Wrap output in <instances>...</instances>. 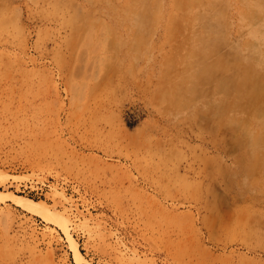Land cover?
<instances>
[{"label":"rangeland","instance_id":"374dc122","mask_svg":"<svg viewBox=\"0 0 264 264\" xmlns=\"http://www.w3.org/2000/svg\"><path fill=\"white\" fill-rule=\"evenodd\" d=\"M57 1L0 0V195L66 220L84 264H264V52L229 96L235 125L218 131L196 98L185 109L158 93L176 62L165 19L138 32L111 12L126 0H72L82 27ZM250 3L254 16L241 0L214 23L218 55L262 40L264 0ZM70 242L0 203V264H74Z\"/></svg>","mask_w":264,"mask_h":264},{"label":"bare ground","instance_id":"6f19581e","mask_svg":"<svg viewBox=\"0 0 264 264\" xmlns=\"http://www.w3.org/2000/svg\"><path fill=\"white\" fill-rule=\"evenodd\" d=\"M60 1H62V0H60ZM63 1H65V0H63ZM71 1L72 0L68 1L69 3H68L67 7L75 6L74 4L70 3ZM236 1H241V0H169L170 9L166 13H164L162 0L161 1L160 0H126L125 6L123 7L122 11H120V12L116 11V10H114V8L111 10V12H113L114 14H118V15L123 16V23H125V24L129 23L131 26L133 25V28L135 30H137L138 32L143 28V26H145V29L148 26H149L148 28L153 27V29H154V26L156 24L161 23V22H159L161 19H165V31H166V34L171 38V41H172L171 45L174 49L173 50L174 52L171 50V48H169V50H171L175 54L172 56L173 53H171L169 51L171 54L170 57L171 58L174 57V60L176 62L170 61V62H172V63H170L169 60L167 61V59H166V58H170V57H168L169 55L168 56L165 55V57L167 56L166 58L163 56V58L166 59L165 61L167 63L164 61V59H163L162 63L165 62L164 65H166V67L168 66V68L165 67L166 72L163 71L164 72L163 75H162V71H161L160 77H161V75H162V77L164 76L163 79H164V83H165V81L167 80V76L165 75V73H168V70H169V72L171 70H174L173 67L171 68L170 65H172V66L175 65L176 68H179V66H176V64L183 67V69H181V70L183 71V73L185 75L184 76L181 75L180 76L181 78L179 79V81L177 80L178 82L174 81L175 83L174 82L172 83L173 79L175 78V73H176V77H178L177 75H178V73H180L178 70H180V68L177 69L178 72H176L175 70H174L175 72L173 71L174 75L171 74V72H170L169 78L171 77V75H172V77L170 78V80L168 78V80L171 81L169 83H172L173 85H175L174 89L172 88V85L170 86V84H169V86H168V83L164 84L162 82L163 79H160V81L158 80V83L160 82V83H162V85L160 88L159 87L160 83H159L158 88H160L162 91H160V89H159L158 93H160V95L162 97L161 99H164V100L166 97L168 98L171 95H173L174 97L173 96H171V97H173L174 100H175V98H177V100L179 101L178 103H176V101H175L176 105L178 107L181 106L185 109H186L187 105H189V103L193 102V99L195 100V98H196L200 103L199 104L200 107L205 109L203 112H205V111L210 112L209 114H211L213 116V118H215L213 120L211 118V120L213 122L215 121L216 124L219 126L218 131H219V129H223V128L229 129L228 126L233 127L235 125V121L233 119H231V116H230L231 107H229V96L231 95L233 87H236L237 84L240 82V77H242L241 69L244 67V65H247L249 63L250 64H257L258 59L260 58L261 54L264 52V36H262V40L260 42L256 43V42H254L253 33L248 34L249 40L244 42L243 48L241 50L242 52H239L238 50H236L234 52L230 51L232 53L229 55H223L225 53L220 52L221 51L220 50L219 53H223V54L218 55L217 45H219V43H217L216 48L213 47V43L215 44V42H216V41L214 42L215 37H217L216 39L218 42L219 41L218 38L221 37L223 33L226 34V31L225 32L222 31V34H220V32H219V34H218L217 33L218 30L216 29V26L214 25V23H218V22L220 23V21L223 19V17H226L225 15L228 14L225 12L227 10V8L230 7V4L232 2L235 3ZM66 2H67V0L65 1V4H67ZM244 2L246 4L244 13L248 14L249 16H251V14H252V16H254V14L256 12L255 11L256 7L254 5H253V7L251 6L250 0H244ZM56 5H58V4L56 3ZM56 5H54V6H56ZM76 6H77V3H76ZM75 7L74 8L72 7V9H74V11L75 10L77 11V7L76 8ZM57 8H58V6H57ZM263 10H264V8H263ZM76 11L74 14L71 10V13H73L75 16ZM78 11H81V10H78ZM83 12H84V10H83ZM77 13H79V12H77ZM80 13H82V11ZM73 14L70 15V18L73 20V22L77 23V21H75V19L78 18V19H76V20H79L78 25L81 24V21H80L81 18L79 19L81 14H77L76 17H74L75 19H73V17H72ZM87 17H88L87 18L88 20L86 19L85 21H89V25H90L91 21H93V18L91 20V19H89L90 16H87ZM70 18L68 17V20ZM72 20H71V22H72ZM98 21H99V19H98ZM74 23H73V25H71V27L77 26ZM86 23L87 22H85V24ZM96 23L94 24L95 27H96V25L98 26V24H96ZM82 24L80 26H82ZM226 24L228 25V23H226ZM213 25H214V27H213ZM77 27H76V29L81 28V27H78V28ZM225 27H227V26H225ZM87 28L88 27H86L85 30ZM74 29H75V27H74ZM79 31H81V29ZM219 31H221V30H219ZM76 32H78V31L76 30ZM133 34H134V31H133ZM217 34L219 35V37L217 36ZM109 35H111V34H109ZM137 36H135V37L138 38ZM135 37H134V39H135ZM141 37L143 38V36H141ZM170 38H168V43L170 41L169 40ZM227 38L226 39L223 38L224 40H226L225 43H227ZM138 39L135 40V42L136 41L139 42ZM114 44H116V43H114ZM141 44H143L142 41L140 42V45ZM228 44H229V42H228ZM171 45L169 44L170 47H171ZM220 45H221V41H220ZM114 46L116 47V45H114ZM139 46H137V47L140 49L141 47H139ZM221 46H224V45H221ZM214 48L216 50H214V52H213L212 50ZM221 49H224V48L221 47ZM224 51H226V50H224ZM228 52H226V53L228 54ZM212 53H214V56L216 53L219 57L217 56V57L213 58ZM222 55H223V57L225 56L226 58L225 57L222 58L221 57ZM110 61H111V57H110ZM113 62L114 61L112 60L111 63L113 64ZM164 65H162V67ZM249 70H250V68H249ZM251 74L253 75V73H250V75ZM246 75H249V74H246ZM252 77H254V75ZM252 77H251V81L254 80V78L252 80ZM243 81L244 80H242V82ZM251 81H250V83H251ZM262 82L260 81L257 84H260ZM199 84L208 85V87H210V88H208V87L206 88L207 90H205V91L207 93L206 92L203 93V91L198 90V88L196 86L197 85L199 86ZM253 84L250 86L254 87ZM163 85H165L166 87H164ZM240 85H242V84L240 83ZM162 86L164 88H167V89H162L163 88ZM260 86H261V84H260ZM262 87H260L261 89L256 88L257 90L258 89L260 90L259 91L260 94L264 90ZM158 88L156 89L157 91H158ZM169 88H171L172 91L174 90L173 92L171 91L173 94L170 93V90H168ZM203 89H204V86H203ZM165 90L166 91L168 90L170 96L167 95ZM238 90H239V88H238ZM245 90H244V92H245ZM252 91H253V89H252ZM239 92H242V91H239ZM158 93H156V91H155V94L158 95ZM162 93L163 94L165 93L166 96L163 95ZM245 93H247V92H245ZM249 93L250 92H248V94ZM254 93H257V92H253L252 94L254 95ZM171 97L168 100L173 103L174 100L172 101ZM234 97H235V94H234ZM237 97H235V98H237ZM167 98H166V100H167ZM239 100H241V99H239ZM261 100H263V99H261ZM171 102H170V104H171ZM251 103H252L251 105H253V102H251ZM255 104L257 105L258 103H255ZM171 105H174V103ZM244 108H246V107H244ZM174 109H175V106H174ZM250 109H252V108H250ZM261 109L264 110V102H263V107H261L260 110ZM168 110H169V108H168ZM180 110H182V108ZM196 110L197 109H195V111ZM198 110H199V107H198ZM196 112H198V111H196ZM199 114H200V112H199ZM202 115H204V114H202ZM236 120L238 121L239 119H236ZM231 127H230V129H231ZM238 129H240V128H238ZM242 131L244 132V129ZM205 132H206V130H205ZM261 141H263V139H261ZM214 142H215V140H214ZM220 173H221V171H220ZM223 175H225V174H223ZM253 179H255V178H253ZM221 180H222V178H221ZM6 201L12 203L13 205L20 208L21 210H23L24 212H26L28 214H31V215H34V216L41 218L45 222L55 224L60 229V231L69 239V241H71L70 242L71 243L70 244V251L72 252V258H73L74 264H84L82 255L80 254V252L77 248V245L72 242V238L69 234V227L67 224L68 222L66 220H64L61 217H58L48 207L40 205L39 203L34 202L30 199H26V198H23L20 196H15V195H9V196L0 195V203H4Z\"/></svg>","mask_w":264,"mask_h":264}]
</instances>
